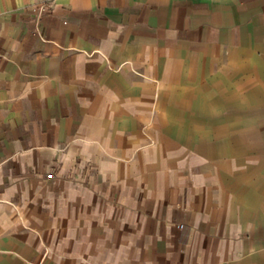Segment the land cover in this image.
<instances>
[{
  "label": "crops",
  "instance_id": "crops-1",
  "mask_svg": "<svg viewBox=\"0 0 264 264\" xmlns=\"http://www.w3.org/2000/svg\"><path fill=\"white\" fill-rule=\"evenodd\" d=\"M261 53L264 0H0V264H264Z\"/></svg>",
  "mask_w": 264,
  "mask_h": 264
},
{
  "label": "rangeland",
  "instance_id": "rangeland-1",
  "mask_svg": "<svg viewBox=\"0 0 264 264\" xmlns=\"http://www.w3.org/2000/svg\"><path fill=\"white\" fill-rule=\"evenodd\" d=\"M259 57H261V62H260L261 65L252 67L250 71L251 73L264 74V53H261Z\"/></svg>",
  "mask_w": 264,
  "mask_h": 264
},
{
  "label": "built area",
  "instance_id": "built-area-1",
  "mask_svg": "<svg viewBox=\"0 0 264 264\" xmlns=\"http://www.w3.org/2000/svg\"><path fill=\"white\" fill-rule=\"evenodd\" d=\"M180 228H183L182 226H180Z\"/></svg>",
  "mask_w": 264,
  "mask_h": 264
}]
</instances>
